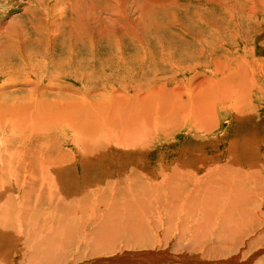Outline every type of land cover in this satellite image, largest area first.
<instances>
[{
	"label": "rangeland",
	"instance_id": "obj_1",
	"mask_svg": "<svg viewBox=\"0 0 264 264\" xmlns=\"http://www.w3.org/2000/svg\"><path fill=\"white\" fill-rule=\"evenodd\" d=\"M0 104L28 144L6 156L0 128V188L26 185L0 190V223L22 197L30 215L0 229V264L77 219L89 235L72 225L60 264L264 249V0H0ZM104 215L131 227L93 252Z\"/></svg>",
	"mask_w": 264,
	"mask_h": 264
},
{
	"label": "bare ground",
	"instance_id": "obj_2",
	"mask_svg": "<svg viewBox=\"0 0 264 264\" xmlns=\"http://www.w3.org/2000/svg\"><path fill=\"white\" fill-rule=\"evenodd\" d=\"M4 47V46H3ZM11 48V47H10ZM7 82V81H5ZM140 93V92H139ZM207 96V95H206ZM135 97V96H134ZM3 98V97H2ZM209 99V98H208ZM129 103V102H128ZM115 104V103H114ZM186 104V103H185ZM9 106V105H8ZM8 106L6 104H0V120L1 119H5V116L6 117H9V124H6L7 121L5 122H0V128L2 130V134L3 135H6L4 141L6 143V148L3 150L4 152H8V150H12V149H15L16 147H19V151H20V148L22 149V151L25 152L26 150V146L28 145H25V142L27 143V128H26V123H19L21 121H19L17 119L18 116H15L14 113L16 111H11V108L10 110L8 109ZM25 106V105H24ZM23 106V107H24ZM124 106V105H123ZM191 106V105H190ZM208 107V106H207ZM13 109V108H12ZM17 110V109H16ZM20 111V110H19ZM25 113V112H24ZM22 114V113H21ZM5 115V116H4ZM16 115H19V114H16ZM20 116V115H19ZM25 117V116H24ZM23 117V118H24ZM19 118V117H18ZM27 118V116H26ZM13 119V121H12ZM21 119V118H20ZM6 120V119H5ZM16 120V121H14ZM19 123V125H18ZM9 133H13V134H19L20 138H21V142H24V145L23 144H20L19 146H16L13 144L14 141H12V137H10L8 134ZM19 136H17L19 138ZM15 137V136H14ZM15 139V138H14ZM21 145H23L21 147ZM17 149V148H16ZM16 151V150H15ZM14 151V152H15ZM7 152H6V156H7ZM10 154H12L11 151H9ZM5 154V153H4ZM7 158V157H6ZM5 158V161H9V160H6ZM11 158V157H10ZM14 158V157H13ZM26 160V159H24ZM9 162H11L10 164H12V161L10 160ZM25 163V162H24ZM26 164V163H25ZM23 165V164H22ZM11 167V166H10ZM13 167V166H12ZM23 167V166H22ZM26 167V166H25ZM26 182V181H25ZM230 182V181H229ZM225 184V183H224ZM232 185V184H231ZM19 186L22 187L23 189V193L22 195L24 196V192H25V189H26V185H14L13 186V189L11 190V192L7 193V188L5 187H1L0 190L4 192V194H6V199L9 201L12 200V197H11V193L12 191L14 192H19L18 188ZM2 195V194H0ZM263 196V195H262ZM19 201V203H21L18 207H15L13 206V203H11L10 205L12 206V208L10 210H3L4 214L2 213V215L5 217L7 216L9 213H12V220H11V223H9L10 227L13 228L14 226L12 224H15L17 223V221L19 220L17 217H22L23 219H26L25 216H24V213L22 211H25V206L27 205L26 201L22 198L20 199H17ZM12 202V201H11ZM4 205V204H3ZM23 206V208H22ZM22 208V209H21ZM244 208V207H243ZM21 209V210H20ZM96 210H94L95 212ZM131 211V209L129 210V212ZM247 211V210H245ZM133 213V210L131 211ZM32 214V213H31ZM245 214V213H244ZM30 215H28V219H26V223L29 225V217ZM90 216V214L88 215V217ZM93 216V215H92ZM94 217V216H93ZM118 217V216H117ZM115 217L114 215H104V216H101L100 218H98V220H96L97 222H95V226L93 227V239L95 241H93L94 243L97 242V243H100V245L96 244V245H90V247L92 246V251L93 252H97L100 248H103L105 246L108 245V240H107V236H102V234H104L105 232H109L110 230L112 231H115L117 229H128L130 228L131 226L130 225H125L126 223L123 221H121L120 217ZM232 220V219H231ZM5 220H2V222L0 223V229L4 228L5 226H7L8 223L4 222ZM126 221V220H125ZM18 222H22V221H18ZM61 222V221H60ZM19 224V223H18ZM72 225H76V228L77 229H80L81 228V232H85L87 233V231L85 230V224H82V227H81V223L80 221L77 219L76 221H74V224ZM72 225L69 227L68 223L65 224V226H62V225H58V228L56 229V227H51V229H47L46 232H44L42 230V232H37V233H31L32 235V238H35V244L36 245H33L34 247V252L33 254L31 255V258L28 259L27 258V261L29 262V264H60L59 262H57L55 260V257L60 253L62 247H66L67 244H69L72 240H73V236H75V234L73 235L74 233V230L72 228ZM55 226V225H54ZM15 228V227H14ZM21 229V228H20ZM76 229V230H77ZM32 230V229H31ZM90 231V230H89ZM111 231V232H112ZM32 232V231H31ZM63 232V233H62ZM116 232V231H115ZM118 233H120L118 231ZM2 234V232H1ZM88 234V233H87ZM91 234V235H92ZM100 236H99V235ZM110 234V233H109ZM108 234V235H109ZM113 234V233H112ZM3 235V234H2ZM7 236H10L9 234H6ZM89 235V234H88ZM90 235V236H91ZM113 236V235H112ZM80 237V236H78ZM102 237V238H101ZM133 237V236H132ZM11 238V237H10ZM26 239V238H25ZM13 240V239H12ZM5 241V239H4ZM106 248V247H105ZM105 248H103L105 250ZM161 250L159 251H156V252H160ZM108 257V256H107ZM187 259V256L184 257ZM63 260V259H62ZM185 260V259H184ZM181 261H183L181 259ZM175 262V261H173ZM189 263H199V264H202L200 263V261H195V260H192L190 261L189 260ZM134 264H137V263H134Z\"/></svg>",
	"mask_w": 264,
	"mask_h": 264
},
{
	"label": "water",
	"instance_id": "obj_3",
	"mask_svg": "<svg viewBox=\"0 0 264 264\" xmlns=\"http://www.w3.org/2000/svg\"><path fill=\"white\" fill-rule=\"evenodd\" d=\"M181 259L183 258L171 255L165 251H133L129 253L124 252L122 255H116L114 257L100 258L93 262H89L88 264H165L167 262L178 261ZM223 262L245 264L247 261L242 260L240 262H237L236 260H224L215 263L217 264Z\"/></svg>",
	"mask_w": 264,
	"mask_h": 264
}]
</instances>
